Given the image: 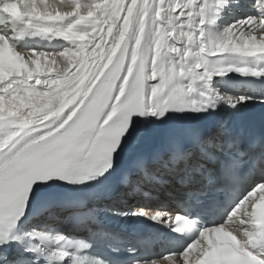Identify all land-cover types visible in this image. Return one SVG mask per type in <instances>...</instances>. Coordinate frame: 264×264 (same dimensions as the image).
<instances>
[{
  "label": "snow or ice",
  "instance_id": "snow-or-ice-1",
  "mask_svg": "<svg viewBox=\"0 0 264 264\" xmlns=\"http://www.w3.org/2000/svg\"><path fill=\"white\" fill-rule=\"evenodd\" d=\"M252 6L254 15L209 30L201 0H0V264H264V131L198 119L221 102H264L212 84L228 73L264 78V0ZM25 34L67 46L18 49ZM173 114L186 118L166 131L138 127ZM142 179L182 197L181 210L210 193L243 195L182 251L147 255L106 219L176 232L195 222L133 210L138 198H158ZM57 180L72 190L33 208L40 187ZM30 217L25 242L18 226Z\"/></svg>",
  "mask_w": 264,
  "mask_h": 264
},
{
  "label": "bare ground",
  "instance_id": "bare-ground-1",
  "mask_svg": "<svg viewBox=\"0 0 264 264\" xmlns=\"http://www.w3.org/2000/svg\"><path fill=\"white\" fill-rule=\"evenodd\" d=\"M252 0H239V4L242 7L248 6L251 4ZM58 2V0H47L48 4H54ZM84 0H81V3H83ZM99 2V0H98ZM152 2V0H150ZM202 4H206V14L207 18H210L212 21H210L209 30H216L218 27L226 26L229 24H232L238 20H241L243 18H239L237 20H231L230 18H227L226 16H220L219 14H215L218 10H223V3L222 0H201ZM39 5V0H38ZM232 6H236V4H233ZM242 11V10H239ZM253 13L255 12V9H252ZM240 13V12H239ZM244 13V12H243ZM248 15H254L248 12ZM246 17V16H245ZM21 40H16L15 44L18 49L23 50H31L35 48L36 50H43V51H59L61 47L67 46V41H63L62 39H56L53 37H44V36H33L31 34H25L24 36H21ZM30 38H37L38 42H36L33 45L29 44ZM46 41L45 43H43ZM246 79V77H242L237 73H228L226 76H216L213 78L212 84L215 88H218L222 93H224V90L221 86V82H224V85L228 87L230 84V81L238 80L243 81ZM233 96H250L249 94L243 92L242 90L236 91L235 93L231 94ZM179 119V116L176 115H170L168 119L163 121H154L152 118H148L147 123L141 122L138 127L140 130H143L145 128H150L153 131H166L173 127L176 123V121ZM135 147V140H131L129 142V147Z\"/></svg>",
  "mask_w": 264,
  "mask_h": 264
}]
</instances>
